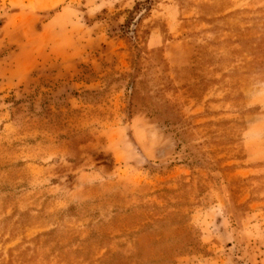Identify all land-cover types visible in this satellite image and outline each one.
<instances>
[{"label": "rangeland", "instance_id": "374dc122", "mask_svg": "<svg viewBox=\"0 0 264 264\" xmlns=\"http://www.w3.org/2000/svg\"><path fill=\"white\" fill-rule=\"evenodd\" d=\"M0 264H264V0H0Z\"/></svg>", "mask_w": 264, "mask_h": 264}]
</instances>
